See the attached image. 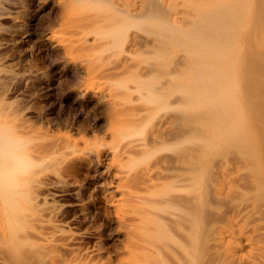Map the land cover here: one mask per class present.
<instances>
[{"label": "rangeland", "instance_id": "obj_1", "mask_svg": "<svg viewBox=\"0 0 264 264\" xmlns=\"http://www.w3.org/2000/svg\"><path fill=\"white\" fill-rule=\"evenodd\" d=\"M9 17L0 16V96L35 125L26 143L40 156L21 174L27 187L37 183L42 224L58 229L57 263L227 264L212 257L227 216L243 206L242 222L264 220L260 18H247L226 47L214 34L212 46L205 36L197 47L125 51L68 50L64 30L32 21L29 33ZM163 117L170 127L158 133ZM149 168L161 178L149 180ZM25 247L22 264L48 262V249Z\"/></svg>", "mask_w": 264, "mask_h": 264}, {"label": "bare ground", "instance_id": "obj_2", "mask_svg": "<svg viewBox=\"0 0 264 264\" xmlns=\"http://www.w3.org/2000/svg\"><path fill=\"white\" fill-rule=\"evenodd\" d=\"M263 2V0H253L252 3L251 0H0V16L12 17L14 25L25 32L30 31L32 21L35 25L39 24L42 32L48 31L52 35L56 30H64L70 35V39L65 42L68 50L118 45V47L122 46L123 50L129 51L139 47L144 49L145 46L150 45L158 47L177 45L180 42H187L197 47V43L205 41V36H208L205 45L216 44L214 34L217 40H221L218 42L223 46L225 41L230 40L231 42L228 43H232L230 36L234 33L236 37L235 34L239 32L247 18L255 14L260 20L263 18ZM46 7L49 11L43 13ZM41 17H43L42 21H40ZM261 23L264 25L263 21ZM252 27L255 30V26ZM150 34H156L155 38ZM16 38L12 39L16 40ZM130 58L124 53L118 61L125 64ZM254 61L253 59L252 62ZM261 84H263L262 80ZM9 106L0 96V264H22L23 257H26L23 256V251L26 250L24 247L28 244L31 247L35 245L37 248H34L38 249V252L40 249L41 252L50 250L51 252L46 250L50 255L48 256L46 252L43 257H48L45 258L48 264H58V253H55L54 242L58 229L54 225L51 228L48 225L51 229L49 230L46 229L45 224H42L44 219L39 213L40 210L38 211L40 207L37 203V194L32 187L37 184V180L35 179L36 184L32 182V185L27 187L21 174L28 159L36 162L40 156L37 143L28 145L26 143L35 125ZM168 126L170 127L169 119L163 117L155 127L158 133H165L169 130ZM151 133L152 139H157L158 133L156 132V135L155 130ZM33 136L32 138H35V135ZM159 170L147 169L148 179L154 181L158 177L161 178L163 172L162 169ZM249 206L246 209L253 214L255 208L253 210ZM242 208L245 209L243 206ZM241 209L238 211L242 212ZM239 213L228 215L227 222L219 227L212 257L223 259L227 264H264L263 216L260 220L259 213L258 216L254 213L257 216L253 218L254 221L242 222L240 218L244 211L240 216ZM27 230L32 235L30 233L28 235Z\"/></svg>", "mask_w": 264, "mask_h": 264}]
</instances>
